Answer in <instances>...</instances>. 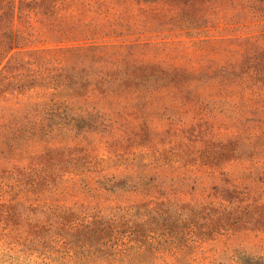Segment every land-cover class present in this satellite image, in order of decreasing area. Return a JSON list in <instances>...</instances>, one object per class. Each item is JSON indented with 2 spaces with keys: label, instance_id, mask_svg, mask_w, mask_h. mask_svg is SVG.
Masks as SVG:
<instances>
[{
  "label": "rangeland",
  "instance_id": "374dc122",
  "mask_svg": "<svg viewBox=\"0 0 264 264\" xmlns=\"http://www.w3.org/2000/svg\"><path fill=\"white\" fill-rule=\"evenodd\" d=\"M59 1L14 20L0 264H75L83 220L146 239L150 264H264L263 4Z\"/></svg>",
  "mask_w": 264,
  "mask_h": 264
},
{
  "label": "trees",
  "instance_id": "16d2710c",
  "mask_svg": "<svg viewBox=\"0 0 264 264\" xmlns=\"http://www.w3.org/2000/svg\"><path fill=\"white\" fill-rule=\"evenodd\" d=\"M263 5L259 11L260 18L264 17V0H259ZM64 1L42 0L40 2L26 3L21 0H0V83L18 77L12 72L14 67L22 65L24 61V47L30 41L27 36H22L14 30L15 18L37 15H54L64 11ZM10 70V73L8 71ZM12 75V76H11ZM12 77V78H11ZM11 84L10 81L7 83ZM4 91V90H2ZM72 172V171H71ZM107 188L108 183H101ZM114 224V223H113ZM108 220H83L78 229L76 241L71 247L72 255L80 256L75 264H150L146 254L157 251V247L146 245V239L133 236L119 235L115 226Z\"/></svg>",
  "mask_w": 264,
  "mask_h": 264
}]
</instances>
